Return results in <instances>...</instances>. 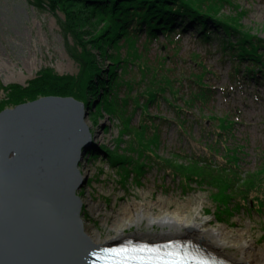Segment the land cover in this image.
Returning a JSON list of instances; mask_svg holds the SVG:
<instances>
[{
    "label": "rangeland",
    "instance_id": "obj_1",
    "mask_svg": "<svg viewBox=\"0 0 264 264\" xmlns=\"http://www.w3.org/2000/svg\"><path fill=\"white\" fill-rule=\"evenodd\" d=\"M56 1L0 0V113L18 106L10 95L11 87L22 86V93L30 87V80L44 71L75 78V85L66 87L78 89V80L84 81L86 76L84 57L99 62L102 72L94 86L99 93L85 91L81 103L86 99L101 101V82L107 81L110 65L114 66L119 80L108 102L86 106L85 122L92 142L82 150L78 163L86 180L78 193L84 202L86 235L106 237L113 217L125 205L160 201L171 208L200 205L210 225L242 232L257 253L264 252V48L257 50L263 68L251 57H242L239 50L232 52L233 45L249 38L248 33L264 43V0H204L221 7L218 16L239 19L242 32L237 35L214 23L205 30L198 19L186 18L180 35L161 32L151 37L143 28L130 40L116 33V38L99 46L90 39L95 26L82 30L67 15L75 2L66 6L62 0ZM93 1L115 5L113 0ZM97 25L102 28L105 21ZM239 63L242 67L238 71ZM161 65L179 79L174 82L179 97L171 103L159 100L146 107L142 93L155 87L157 81L146 85L144 79L151 83L152 70ZM206 68L210 96L205 103L195 101L186 106L182 96L190 97V86L197 88L189 80L192 73L205 72ZM80 91H84L83 85ZM132 96L136 99L129 100ZM125 99L130 110L124 107ZM177 106H183L182 111ZM222 124L230 128L221 130ZM210 165L220 170H232L235 165V171L245 175L253 171L252 181L231 197L227 176L216 179L203 172ZM142 230L147 232L148 228ZM229 251L238 254L237 250Z\"/></svg>",
    "mask_w": 264,
    "mask_h": 264
},
{
    "label": "water",
    "instance_id": "obj_2",
    "mask_svg": "<svg viewBox=\"0 0 264 264\" xmlns=\"http://www.w3.org/2000/svg\"><path fill=\"white\" fill-rule=\"evenodd\" d=\"M87 110L47 96L0 113V264H88L78 195Z\"/></svg>",
    "mask_w": 264,
    "mask_h": 264
},
{
    "label": "trees",
    "instance_id": "obj_3",
    "mask_svg": "<svg viewBox=\"0 0 264 264\" xmlns=\"http://www.w3.org/2000/svg\"><path fill=\"white\" fill-rule=\"evenodd\" d=\"M52 1L54 3L58 2L56 0ZM62 1V5L66 6L68 4H71V2H75L72 5V7L74 8L71 10L69 9L67 15L70 16V19H73L75 21L74 23L76 24V26L80 27L82 30L85 28H89L92 25L95 26V33L90 39L91 41L96 42L94 43L96 46L102 45L105 41H107V39L112 40L116 38V33H118V35H125L128 40H130L131 36H138L136 35L138 29L143 31V28H145L146 34L151 37H154V35L157 36L161 32L170 36H172V34H174L175 36L180 35V29L181 27H183L182 21L186 18H189L194 22L198 19L197 21H201V23L204 25L203 29L205 30L208 29L209 25L213 26L212 24L214 23V25H217L219 28H223L224 31H226L230 35H237L238 32L241 31L240 28L242 29V25L238 21L239 19H236L232 16V18H230L227 17V15L223 16V14V17L218 16V12H221L222 10L221 7L215 4L207 3L208 0L206 2L204 0H193L192 2L190 0H113V3H115V5L107 2H104V4L97 1L90 2V0ZM170 3L173 4L170 7V10H168V5H170ZM204 5L207 7V9L203 7ZM82 7L86 8V10H84ZM103 20L105 21V26L101 28L99 27L100 25H97V23L99 24ZM205 32H208V34H210L211 30H207ZM205 32L204 36H207L208 34L206 35ZM248 35L249 38H242L240 44L232 46V52L236 54L235 51L239 50L242 57H251V61L257 62L256 64L261 67L262 65H260V63L263 61L264 56L262 58L260 54H258L257 50L260 47L264 48V43L261 40L257 39V37L250 35L249 33ZM205 38H207L206 40H208L209 36ZM89 44H92V42H89ZM94 44L92 45L94 46ZM234 58H236V55H234ZM84 59L86 60L87 65L86 76L84 81H82V78L78 80V89H76L75 86L72 87V89L66 87L69 84L75 85V78H69L70 76H59L53 71H44V73H41L40 76H37L35 79L30 80V87L28 89H25L22 93L21 90H23L24 88L20 85L10 88V95H14V105H20V103L30 102L31 100L34 101L42 97L53 95L63 97L72 96L74 99L82 102V95L85 97L86 92H92V94L96 95L99 92L97 91V87H94L95 85H98V83H95V81L99 78V74L102 72V67L100 66L99 62H94V59H91V57H84ZM158 67L159 68H155L152 70L151 76L149 77V82L151 83H148V81L144 79V81L147 83L146 85H154V83L157 81L155 87L150 90L148 88H145L146 90L144 91V93H142V95L146 97V107L148 105H151L152 103L158 102L159 100H165L171 103L172 100L178 99L179 97V92L175 90L176 86L174 84V82L178 81L179 79H177L176 77H172V75L169 73L171 72V70L167 69L165 66L161 65ZM241 67L242 63H239L238 71L241 69ZM109 69L110 70L107 72V81L101 82L102 85H104V89L101 95L103 97V100L94 101L92 99H86V101H83L85 106L90 108L91 106H93V104L97 106L100 103L103 104V102H108L107 99L112 95L113 92L111 90H113L114 84L119 80L117 71L116 69H114V66L110 65ZM207 72L208 69L206 68L205 72L201 71L195 74L192 73V77L189 80H191V82H193L195 86L197 85V88L190 86V97L187 94L182 96V99L185 101L184 104L186 106H192L195 101H200L202 103H205L207 101L208 97L210 96V90L212 87L208 82H206ZM255 73L258 74L257 71H255ZM250 75L251 74H249V76ZM67 79L68 82H66ZM64 82H66L67 84L64 85ZM59 84L63 85L59 87ZM82 85L84 91L82 93L81 91L80 93H78V90ZM167 93L172 96L169 97ZM134 99L136 98L133 96L129 97V100ZM128 105L129 101L128 99H125L124 107L130 110L131 106ZM177 108L182 111L181 109L183 108V106H177ZM226 127L229 126H227L226 124H222L219 128L223 130L226 129ZM130 130L134 131L135 129L133 130L131 128ZM92 149L93 148H89L88 150L92 151ZM231 151L229 150L228 152ZM177 159L178 161H182L179 157H177ZM233 166L234 168L232 170H226L225 168L224 170H220L219 168H216L212 165L203 169V172L208 177L211 176L218 179L221 176H227L229 179V184L226 189L228 193L232 194L231 197H235L234 193L238 190H244L246 183L252 181L251 173L254 174L253 171L248 175L247 173L246 175L239 174L237 171H235V165Z\"/></svg>",
    "mask_w": 264,
    "mask_h": 264
},
{
    "label": "bare ground",
    "instance_id": "obj_4",
    "mask_svg": "<svg viewBox=\"0 0 264 264\" xmlns=\"http://www.w3.org/2000/svg\"><path fill=\"white\" fill-rule=\"evenodd\" d=\"M189 207L188 209L180 204L171 208L160 201H137L123 206L121 213L113 217L110 232L106 237L103 238L98 233L88 237L91 242L102 246H112L133 239V242L150 244L149 249L157 248L158 243L183 239L197 243L201 254H216L220 261L228 260L233 264H264V252L257 253L253 242L245 238L242 232L233 233L226 226L219 224L212 226L211 220L203 217L200 205ZM82 224L86 232L88 227L83 217ZM135 226L136 231L133 234L128 233ZM144 226L148 228L147 232L142 230ZM158 226L161 230L157 232ZM87 244L83 242V245ZM230 248L237 250L238 254L231 253ZM181 257L185 259L183 255ZM137 261L143 264L139 259Z\"/></svg>",
    "mask_w": 264,
    "mask_h": 264
},
{
    "label": "snow or ice",
    "instance_id": "obj_5",
    "mask_svg": "<svg viewBox=\"0 0 264 264\" xmlns=\"http://www.w3.org/2000/svg\"><path fill=\"white\" fill-rule=\"evenodd\" d=\"M145 251L149 253L147 257L130 255V253H141ZM109 253L115 258H122L121 264H124V261H131L133 259H139L143 262V264H180L183 260V258L179 256H176L175 258L169 256L168 259H165L164 256L160 254V250L158 248L149 249L147 246L140 249H129L127 247L113 248L109 249Z\"/></svg>",
    "mask_w": 264,
    "mask_h": 264
}]
</instances>
